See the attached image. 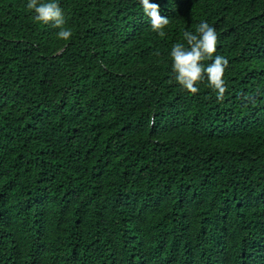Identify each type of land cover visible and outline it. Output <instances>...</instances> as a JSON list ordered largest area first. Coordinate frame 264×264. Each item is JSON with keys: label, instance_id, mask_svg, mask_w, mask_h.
Masks as SVG:
<instances>
[{"label": "trees", "instance_id": "obj_1", "mask_svg": "<svg viewBox=\"0 0 264 264\" xmlns=\"http://www.w3.org/2000/svg\"><path fill=\"white\" fill-rule=\"evenodd\" d=\"M0 0V264H264V0ZM207 20L223 100L173 78ZM204 63H209L205 61Z\"/></svg>", "mask_w": 264, "mask_h": 264}, {"label": "clouds", "instance_id": "obj_2", "mask_svg": "<svg viewBox=\"0 0 264 264\" xmlns=\"http://www.w3.org/2000/svg\"><path fill=\"white\" fill-rule=\"evenodd\" d=\"M138 4L149 20L152 32L161 38L165 37L170 19L161 14L160 5L154 0H138ZM26 8L34 13L35 22L51 24L59 29L56 35L60 40L68 41L73 36L71 28L65 26V13L60 0H27ZM183 40L182 43H174L169 52L174 80L191 94H197L200 91L199 83L207 81L217 99L223 100L227 91L225 72L229 61L225 56L216 54L215 26L207 20H201L195 32L183 31ZM205 61L209 63H204Z\"/></svg>", "mask_w": 264, "mask_h": 264}]
</instances>
